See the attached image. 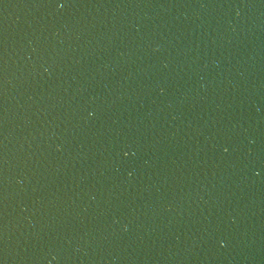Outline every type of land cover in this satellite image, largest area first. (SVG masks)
Listing matches in <instances>:
<instances>
[{"label": "water", "instance_id": "obj_1", "mask_svg": "<svg viewBox=\"0 0 264 264\" xmlns=\"http://www.w3.org/2000/svg\"><path fill=\"white\" fill-rule=\"evenodd\" d=\"M0 264H264V0H0Z\"/></svg>", "mask_w": 264, "mask_h": 264}]
</instances>
